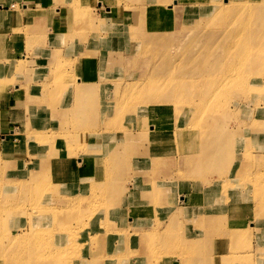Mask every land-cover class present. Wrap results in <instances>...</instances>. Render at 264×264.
<instances>
[{"label": "rangeland", "instance_id": "1", "mask_svg": "<svg viewBox=\"0 0 264 264\" xmlns=\"http://www.w3.org/2000/svg\"><path fill=\"white\" fill-rule=\"evenodd\" d=\"M77 1L78 4L74 0L70 3L66 20L75 33L88 37L96 23H101L100 26L103 23L94 14L92 3ZM135 1L144 3L139 8L132 6L135 20L128 22L127 32L133 47L128 48L130 57H122L114 63L112 69L117 75H108L104 82H99L96 70V53H106L118 31L117 27H108L110 38L100 36L96 52L85 53L80 63L66 60L61 50L56 49L48 81L31 91L30 82L18 85L17 99L28 96L37 101L31 110L35 121H29L19 133L22 139L16 135L19 142L16 141L14 147H5L0 152L11 156L27 140L30 161L37 156L45 162L33 168L37 170L33 177L46 179V183L31 189L29 198L20 206L15 187L24 184L27 176L20 180L0 176V215L3 210L7 211L4 221H0V252L4 244L10 251L24 248L26 251L21 256L16 255L15 260L7 264H36L33 257L39 251L30 245L22 247L21 241L36 242L37 239L17 240L14 236L21 233L24 226L31 229L30 220L35 219L21 212L37 213L44 208L53 213L43 216L39 230L55 227V235L42 238L44 243L64 237L78 239L82 233L73 232L69 227L77 226L82 219L79 224L86 239L79 242L78 248L67 246V264H191L194 258L198 259V264H207L205 259L210 260V257L217 259L215 264H254L255 260L264 264V247L258 249L259 254L254 249L255 239L262 236L258 233L259 227L264 223V145L258 146L259 141L264 140V63L259 65L248 55V69L243 76L228 77L225 70H211L213 65L225 66L228 55L225 44L228 38L231 42L236 37V34H227L228 19H216L215 11L223 0H128L129 3ZM163 4L168 6L161 11ZM171 4L173 11H169ZM23 8L16 6L15 11H8L0 22H8V17L14 20L21 10L29 11ZM178 13H182L179 23L183 26L176 32L173 25ZM107 19L116 25L113 14ZM216 34L220 35L216 37ZM252 42L256 44L255 39ZM21 57L15 60L19 70L27 64L25 55ZM107 65L104 62L102 67ZM121 65H125V72ZM12 67L3 70L16 69ZM38 76L43 78L35 75ZM13 78L12 74L0 80L1 96L5 97L6 92L14 88ZM162 81L181 86L178 96L181 99L174 100L180 103L171 102L167 110L156 114L153 104L146 101L157 92L155 85ZM106 86L114 90L113 95ZM68 92L72 94L66 95ZM59 105L64 110L62 114L58 111ZM160 114L167 116L163 119ZM57 117H60V126L52 128ZM44 121L48 122L45 128L33 126ZM192 121L198 123L200 134L195 133V138L180 136L178 130H186ZM229 132L232 138L224 139L222 134ZM113 138L122 147H125L124 141L129 140L127 148L120 146L115 153ZM207 139L215 150L202 147ZM148 143L152 149L145 148ZM51 153L52 158L47 162L45 157ZM108 153L115 166L80 189L81 174L95 171L94 163L96 169H100L102 163L111 161ZM167 156L172 158L166 159ZM135 157H142L147 164L153 157L154 174L167 165L177 168L170 176L173 180L178 177L182 182L192 179L203 183L200 191L209 218L200 217L198 232L194 233L192 227L186 225L193 215L192 209L199 206L197 200L194 208L179 206L185 203L182 194L161 201L159 195L164 191L157 189L156 178L152 176L149 179L155 186L152 199L160 209L156 220L148 224L147 219H141L139 206L130 207L127 194L130 192L134 199L139 198L135 193L140 192L141 184L145 183L143 177H139L131 191L126 184L134 168L142 165L141 161L133 162ZM77 159L83 160L79 163ZM17 167V173L27 172L22 161ZM166 183L167 180L162 181L160 186ZM62 188H68V193L61 195ZM86 195L91 205L80 215L78 199ZM136 211L135 221H128ZM16 219L22 224L14 231ZM228 251L229 254L221 255Z\"/></svg>", "mask_w": 264, "mask_h": 264}, {"label": "crops", "instance_id": "2", "mask_svg": "<svg viewBox=\"0 0 264 264\" xmlns=\"http://www.w3.org/2000/svg\"><path fill=\"white\" fill-rule=\"evenodd\" d=\"M126 1L128 2V0H125L123 3L121 0H85L86 4L92 3L91 7L94 9V14L99 19V22L103 23L102 26H100L101 23H96L93 28V33L91 32V34L86 37L81 33H75L74 28H72L71 24L66 20L68 17L69 5L72 0H0V21L5 19V15L8 11H15L16 6L18 5H22L23 8V5L26 4L28 6L27 10H29L27 12L30 13L29 15H26L27 12L21 10L18 17L13 21L4 23L0 22V80H4L8 75L13 74V83L15 85L11 91L6 92L5 97L0 94V149L12 147L17 140L16 133L24 131V128L29 121H35L30 108L34 107L37 101L30 99L28 96L23 99H17L19 94L15 92L16 84L21 86V84L30 82L31 84L28 89L31 91L33 87H37L41 83L48 81L49 79L47 78V75L50 73V62L53 59L56 49L61 50L62 56L66 60L80 63L85 53L91 52V50L96 52V48L99 45L98 38L100 36H108L110 38V34L107 33L108 27H117L118 31L115 32V40L110 48L106 53H96L95 56L99 82H104V79H106L105 77H108V75H117L112 69L115 66L114 63L121 60L122 57H130L131 55L128 54V48L129 46L133 47L129 38L130 36L127 32V28H129L128 22L135 20V14L132 12L133 10H131L133 9L132 6H134V8H139L144 3L143 1H135L134 3H127ZM128 7L130 9H128ZM111 12L114 15L116 25L112 24L107 19L112 15ZM179 16L181 17L182 13H178V16L176 14L175 23L173 25V29L176 32L180 31L183 26V24L179 23ZM111 34L113 35L112 32ZM49 51L51 53H49ZM24 55L26 57L25 63L27 64L23 67L24 69L19 70L17 69L18 65L15 60H21V56ZM104 62H107L109 67L108 65L102 67ZM10 66H13L12 68L16 69H11V71L3 70L4 67L8 68ZM123 66L125 65H121L120 67L123 68ZM25 69H29L30 72L27 73ZM125 69L126 68H123V72H125ZM36 70L38 71L36 72ZM37 74H40L43 78L40 76L35 77ZM28 75L30 76V80L27 78ZM106 89H109L110 94L113 95L114 90L110 86H106ZM70 94H72V92H68L66 95ZM110 97L111 96H108V98ZM58 109L59 113L62 114L64 111L62 106L59 105ZM54 121L55 124L52 128H56L57 125L60 126V117L55 118ZM100 121L102 120L100 119ZM47 125L48 122L44 121L33 126L42 129L47 127ZM56 129H58V127ZM263 141L264 140L259 141V147L264 145ZM17 143L18 142H16V144ZM27 143L28 141L26 140L21 146V149L11 156H5L4 153L0 152V176L4 179L20 180L23 179L25 175L27 176L26 172L17 173L15 170L18 168L17 166L21 161L31 158L29 157L30 151L27 147ZM252 143H254V141ZM145 148L152 149L151 144L148 143V146H145ZM169 157L171 156L165 158L167 159ZM152 158L149 160L148 164L145 163L146 160L142 157H135L133 160V162L137 160L141 161L142 165L139 169L134 168L132 177L125 180L127 186L130 191L134 190L135 185H133V183L138 180L139 177H143L145 183L141 184L143 187L141 191L139 192V190H137L135 193L139 195V198L135 197L134 199V195H129L130 192L127 194L126 199L129 198L127 203H129L132 209L139 206L141 219L145 218L147 219L148 224H151L154 222L153 220H156L155 218L160 211L159 206H156L152 199L154 197L153 189L155 186L157 189H162L164 191V193L159 195L161 201L165 199V197L169 198L176 194H182V199L185 203H179V206L182 208H194L197 200V206H199L196 209H192L193 211L191 213H193V215L188 218L189 221L186 222V225L192 227L191 231L194 233L198 232L199 229L197 230L196 227L200 217L205 219L209 218V216L206 215L205 210L207 204L200 191L203 190V183L192 179H184L185 181L182 182L178 177L175 178L176 180H173L174 178H171L170 176L177 168H169L167 165L163 167L161 171L154 174L151 165V161H153ZM82 160L77 159V162H82ZM94 168L96 171L95 163ZM96 172H94V175ZM134 173H136L135 176ZM145 174L148 176L146 177ZM151 176L154 179L156 178L155 186L149 181ZM165 180H167L168 183H166L164 187L163 185L160 186L162 181L165 182ZM60 192L61 195L64 194V192L68 193V188L67 190L62 188ZM136 213L137 211L130 215L128 221H135ZM14 221L15 231L22 222L18 219ZM259 228L260 231L258 233L262 236L256 238L254 241V249L256 252L259 248L264 247V223ZM258 233L256 232V235ZM260 252L257 253L259 254ZM254 264L261 263L255 260Z\"/></svg>", "mask_w": 264, "mask_h": 264}, {"label": "bare ground", "instance_id": "3", "mask_svg": "<svg viewBox=\"0 0 264 264\" xmlns=\"http://www.w3.org/2000/svg\"><path fill=\"white\" fill-rule=\"evenodd\" d=\"M75 2H77L76 4H78L77 0H74ZM241 0H223V4H220V7H218L215 11L216 19L221 17V19H217V20H224V19H228L230 21V24H228L226 26L227 29V34H236V37H234V39L229 42V38H228V43L225 44V48H226V52H227V60H226V68L225 66H218V65H213L211 70L213 71H220V69H222L223 71H226V74L228 77L231 76H243L244 75V71L245 69H248V64L246 65V63L248 62L247 58L248 55L250 57V59L252 61L257 62L259 65L264 63V3L260 0V2H258V0H246L245 2L241 3L239 2ZM81 3V2H80ZM25 6V9L28 8V6L25 4L23 5ZM168 4L166 5H161V11H164L167 8ZM171 10L169 11H173V4L170 5L169 7ZM166 11V12H169ZM255 14L257 15H261L260 17L256 18ZM8 21L13 20L12 17H8L7 18ZM256 23L258 24V27L255 28ZM108 31V30H107ZM224 34V32H223ZM218 37V35L220 34H216ZM230 36V35H229ZM255 39L256 44L253 43L252 41ZM58 53V52H57ZM239 56V59H237V57ZM244 60V61H243ZM242 73V74H241ZM248 80L251 81V79L248 77ZM17 88L16 92H20V86L16 85ZM81 87V86H80ZM168 89V90H167ZM178 89V90H175ZM181 86H178L177 84H175L174 82H167V81H162L161 83L155 85V90L157 92L154 93V95L152 97H150L146 102L153 104V107L155 108L154 110L158 113L163 112V109H168L167 107L171 104V102H176L174 100H180L181 98L178 97L180 94V90H181ZM79 91V88H78ZM236 93V92H235ZM238 94V92H237ZM234 96V94H232V97ZM184 100H188V98L186 96H181ZM176 103H180V102H176ZM29 106V105H28ZM31 110L33 108H30ZM73 110V108H72ZM162 116V118L164 119L165 116H167V114H160ZM155 117H151V120H154ZM154 123H158L157 120L154 121ZM191 125L189 128H187L186 130H183L182 128L180 130H178V134L182 137H187V135H189L190 137L188 138H195L197 137V134L199 135V130H198V123L196 121H192L190 123ZM197 129V131H195ZM189 130V131H188ZM188 131V132H187ZM197 133V134H195ZM18 139H22L21 134L16 133ZM222 137L224 139H230L232 138V133H226V134H222ZM18 139L16 141H18ZM115 139V138H113ZM124 140V139H123ZM19 142V141H18ZM118 140H114L113 144L115 147V153H117V148H120V146L122 144H117ZM124 145L125 147L122 148H127V144H129V140L128 142L125 140L124 141ZM14 147V144H13ZM203 148H206L207 150H212V149H216L213 148V145L211 143L210 139H207L203 144H202ZM111 150V148H109ZM108 157L111 158V161H109L108 163H102V166L100 169H96V171L94 170H90L89 173H85L83 172L82 178L83 181L81 182V185L79 188L80 189H84V187L86 186L85 184H87V186L90 184L88 183V181H94L95 178L97 176H99L100 174H105V170L106 169H112L113 166H115V161L113 162V157L109 156L110 153L107 154ZM32 156V155H31ZM118 156V155H116ZM52 158V153L51 155L48 154L45 159L48 162V159ZM102 158H104L102 156ZM36 160V163H33V160ZM30 161V159H25L22 161L24 168L27 167L28 170L26 172L27 177L24 180V184H18L15 187V190L18 193V198L20 200V206H22V202H24V200L26 198H29V191L31 189H37L39 187H41L44 183H46V179L42 180L37 179L33 176L34 173L37 172V170H34V167H39L41 164H45L44 160H40L37 158H34ZM114 159H115V155H114ZM79 163H81V161H79ZM75 165L71 166L72 169H74ZM77 169V168H76ZM78 170V169H77ZM39 171V170H38ZM94 172H96V174L94 175ZM83 197H86L84 200H82ZM81 198L78 199L79 202V209H80V215L81 212L83 214V209L85 207L89 208L91 203H90V198L88 195L83 196ZM236 200H237V195H236ZM28 202V200H27ZM26 203V202H25ZM24 203V205H25ZM41 211L39 212H35V213H31V212H21L22 215L24 216H31L34 217L35 219L30 220L31 222V229L28 228L27 226H24V228L22 229V232H17L16 235L14 236V239L17 240H21V238H24L25 240L27 239H37L36 242L33 241H21V246L24 247L23 245H25V248L28 247L29 245L35 249L36 251L38 250L39 253H37L38 257L36 258L35 255L33 257V263L35 262L36 264H67V258H66V254H67V246H69L72 249L78 248V244L80 241H85L86 239V235L83 232V230L81 229V226L79 223L82 222V219H80V221L78 222L77 226H73V227H69V229L73 232H79L82 233L80 235L79 238H82L81 240L78 238L76 240H71L70 238H56L51 242L48 243H44L42 241V238L44 237H52L55 235V227L54 229L51 228L49 230H39L42 229V226H39L40 224V220L43 218V216L45 214H47V216H49V212L53 213V211L51 210H45L44 208L40 209ZM6 210H3L2 215H0L1 219L0 221H4V218L6 217ZM54 215V214H53ZM70 220H74L71 217L69 218ZM55 225V224H54ZM17 242V241H16ZM195 244V243H194ZM193 244V245H194ZM192 245V246H193ZM4 250L2 252H0V264H7L13 260H15V256H21L22 253H24V248L16 250V251H10L9 248H6V245L4 244ZM191 247V246H190ZM194 247V246H193ZM192 247V248H193ZM6 248V249H5ZM195 249V247L193 248ZM29 250V249H28ZM31 251V250H29ZM218 251V250H217ZM222 253V252H221ZM220 253V254H221ZM230 252H226L224 254L221 255H227ZM33 256V255H31ZM219 256V255H217ZM18 258V257H17ZM32 258V257H31ZM198 259L194 258V260L191 262V264H198ZM205 262L208 264H215L217 263V259H212L210 257V260L208 258L205 259Z\"/></svg>", "mask_w": 264, "mask_h": 264}]
</instances>
